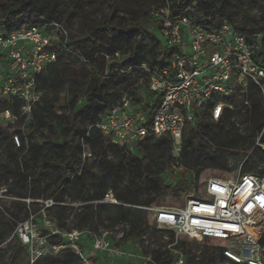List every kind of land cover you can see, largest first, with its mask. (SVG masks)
I'll use <instances>...</instances> for the list:
<instances>
[{
	"label": "trees",
	"instance_id": "1",
	"mask_svg": "<svg viewBox=\"0 0 264 264\" xmlns=\"http://www.w3.org/2000/svg\"><path fill=\"white\" fill-rule=\"evenodd\" d=\"M54 1H0V30L4 31L19 28L26 22L29 25L62 24L60 19L66 18L70 24L80 18L78 31L69 34L67 47L62 41L56 50V62L37 76L36 84L42 97L32 108L28 127L23 126L22 121L14 123L13 134L18 136L20 146L16 147L11 139L9 156L0 167V176L11 180L8 191L23 209L35 213L52 200L55 206L47 210L54 213L55 224L61 231L98 232L125 223L130 229L124 232L123 239H136L147 231L152 236L165 233L153 229L155 225L148 213L132 206L179 207L182 202L171 194L173 190L191 195L192 187H197V196L201 191L200 181L210 176L222 178L221 173L227 168L225 153L245 142L250 144L244 152L246 167L242 173L264 174V170H258L257 161L249 158L250 154L258 152L257 157L264 162V153L260 152L256 140L262 133L259 143L264 144V105L254 92L248 98L252 109L245 111L250 137H238L232 121L191 128L180 158L189 175L184 181L180 177L168 185L167 171L175 161L170 137L148 140L136 156L96 128L101 117L123 96L132 98L135 104L144 98L149 85L148 76L141 71L144 64L151 69L158 67L160 71L169 68L171 51L159 37L161 20L156 16L161 10L168 9L174 22L187 18L192 23L202 21L215 28L227 23L248 36L259 34L264 58V33L246 23V13L238 6L242 0H237L236 8L231 3L233 0H71L73 9L69 13L68 6L62 7ZM46 11L55 14L56 20L42 17L34 21L35 16ZM151 20L158 25L155 29L148 27ZM77 65L80 72H74ZM65 92L67 99L62 103L61 96ZM232 101V98L227 99V102ZM21 105L16 99L0 101V114L11 110L19 116L23 113ZM237 114L233 115L235 121ZM26 129L31 130L27 135ZM9 139V129L0 126V152ZM83 144L89 146L93 154V159L85 163ZM109 191L126 207L97 203ZM68 196L81 201L82 207L73 210L69 205H60ZM71 212L77 213L73 228L67 224ZM16 226L13 219L0 218L2 238H11ZM255 236L264 244V233L257 230ZM176 238L178 246L187 254L201 248L198 250L202 253L200 261L192 259L195 264H216L214 253L226 248L219 241L205 239L198 243L174 233L170 235V243ZM68 252L64 264H82L78 255ZM152 253L156 259L161 258L162 253ZM4 257L0 252V264H6ZM54 257L46 256L35 264H53ZM13 264H30L27 248L20 242Z\"/></svg>",
	"mask_w": 264,
	"mask_h": 264
},
{
	"label": "built area",
	"instance_id": "2",
	"mask_svg": "<svg viewBox=\"0 0 264 264\" xmlns=\"http://www.w3.org/2000/svg\"><path fill=\"white\" fill-rule=\"evenodd\" d=\"M156 16L161 20L163 45L171 51L169 68L160 71L144 64L141 71L149 81L144 98L135 104L132 98L123 96L101 117L96 128L130 150L142 149L150 139L170 137L175 161L167 171L168 185L189 175L180 158L191 128L231 121L236 124L234 114L252 109L248 99L251 92L257 93L264 105V58L259 34L248 36L227 23L215 28L187 18L174 22L168 9ZM62 41L67 47L69 31L58 22L0 30V88L8 101L16 99L22 104V112L29 120L33 106L42 97L37 76L56 62V50ZM230 98L233 101L227 102ZM2 115L9 121L17 120L11 110ZM261 136L262 133L257 144ZM13 139L19 147L18 136ZM83 149V162L92 160L90 147L83 144ZM200 182V194L188 195L180 207H132L148 213L156 228L171 230L176 236L186 235L198 243L205 239L224 243L226 248L214 253L216 264H264V244L255 236L257 230L264 233V174L241 172L237 177L210 176ZM97 203L126 207L111 191ZM45 205L51 208L55 203L51 200ZM34 219L29 217L17 229L30 264L65 251L78 255L82 264H96L98 253L111 251L110 239L118 230L116 225L115 229L98 232H66L49 222L48 229L40 232L33 226ZM121 227L124 231L130 229L125 223ZM85 239L90 241V249L83 246ZM157 252L162 253L160 259L148 253L142 257V264H163L165 260V264H195L193 260L197 262L202 257L201 251H183L177 238L165 251Z\"/></svg>",
	"mask_w": 264,
	"mask_h": 264
},
{
	"label": "rangeland",
	"instance_id": "3",
	"mask_svg": "<svg viewBox=\"0 0 264 264\" xmlns=\"http://www.w3.org/2000/svg\"><path fill=\"white\" fill-rule=\"evenodd\" d=\"M0 1H6L8 3H14L16 0H0ZM71 0H55L54 4L62 5V7H66L67 13H69V10L73 9L71 5ZM234 8H236L237 0H233L231 2ZM239 7H241V10H243L246 13V23H248L249 27L254 29L255 31L259 32L262 31L264 33V0H242L238 4ZM42 17H48L53 20H56L57 16L53 14L50 11H46L45 13L41 15L35 16L33 19L40 20L43 19ZM0 20L2 21V16H0ZM62 24L68 29L69 34H75V32L78 31L79 25H80V18H75L73 22L70 24L67 23L66 18L60 19ZM27 23V22H26ZM23 23V24H26ZM60 23V22H59ZM65 23V24H64ZM68 25H67V24ZM68 27H67V26ZM158 25H161L160 22ZM156 22L154 20H151L148 22V27L150 29H155L157 26ZM161 39H164L161 34L159 35ZM125 59V58H124ZM1 70H3L1 65ZM74 72H80V66L77 65V69H74ZM9 97L5 95V93L0 88V101L8 100ZM67 99V92L63 93L61 96V102L64 103ZM12 112V111H11ZM15 114V113H14ZM17 117V121H22V125L25 127H28L30 125L29 118L24 115V113H21L19 116L18 114H15ZM247 119L245 112H238L236 115V124L237 127V135L238 137H250L251 133L248 129V124H246L245 120ZM16 122V120H15ZM12 120H7L2 114H0V126L4 128H8L10 131V139L5 142V147L2 152H0V167L4 165L6 162L9 151L11 150L10 141L12 138H14L13 134V125L14 123ZM31 132L26 129V135L27 133ZM259 138V135H257V139ZM256 139V140H257ZM111 143L114 144L113 141ZM250 142H245L241 147L235 148L232 151L225 153V158L227 161V168L221 173V177L225 178H232L237 177L238 174H240L243 169L246 167V157L244 156V152L249 147ZM260 152L264 153L262 150L263 144H257ZM131 152L139 156V147L134 148L131 150ZM258 152H253L250 154L249 158L257 161L258 170H264V162H261L259 158L257 157ZM1 173V172H0ZM183 181L186 180V176H182L181 178ZM178 180V179H177ZM126 181V180H125ZM11 187V180L8 179L6 176H0V218L4 219L5 221L14 220L17 223L16 229L13 236L10 238H2V235L0 234V252L5 254L4 262L6 264H13V256L14 252L17 249L19 245V238L17 236V229L18 226L24 222L29 217L33 216L35 219L33 220V226L34 228L38 229L40 232H45L46 229H48V223L52 222L55 223L54 220V213L48 211L46 208L45 203L44 206L40 209H37V211L30 212L27 209H23L22 206H20L15 198L14 194L8 191V189ZM197 187H192L191 194L198 193L199 191L195 190ZM199 189H202L201 182L199 184ZM171 194L176 195L179 198V201L182 202L180 206H182L188 195L181 193L180 191L175 192L174 190L171 192ZM41 203V202H39ZM81 201H78L77 198L68 196L65 198V201L63 203H60V205H69V208L71 209H80L82 207ZM179 206V207H180ZM77 213L71 212V216L69 220L67 221V224L70 228H73L74 225H76V219ZM105 224H108L107 222ZM118 230L112 234L111 237V244L112 249L108 253H98L96 259L99 261L100 264H142L143 263V256H146L148 253H152L154 251H165L166 248L171 245L170 241V235L171 233H174L171 230L168 229H161V228H153L158 231H161L165 234L162 235H156L152 236V234L147 231L144 234H142L139 238L136 239H129L124 240V229L121 227V224L118 223ZM116 227V226H115ZM112 228V229H115ZM103 229V228H102ZM110 230V229H109ZM126 230V229H125ZM122 231H124L122 233ZM121 232V233H120ZM175 234V233H174ZM176 235V234H175ZM201 250V248L194 249V253H198ZM121 251V252H119ZM69 254L68 251L62 252L54 257L53 264H64L65 257ZM104 257V258H103ZM215 262L217 263V257L215 256Z\"/></svg>",
	"mask_w": 264,
	"mask_h": 264
},
{
	"label": "crops",
	"instance_id": "4",
	"mask_svg": "<svg viewBox=\"0 0 264 264\" xmlns=\"http://www.w3.org/2000/svg\"><path fill=\"white\" fill-rule=\"evenodd\" d=\"M83 243V246L86 248V249H90L91 248V243L88 239H85L84 241H82ZM98 255V254H97ZM96 255V257H97ZM104 258V257H103ZM96 264H100L99 261L96 259Z\"/></svg>",
	"mask_w": 264,
	"mask_h": 264
}]
</instances>
